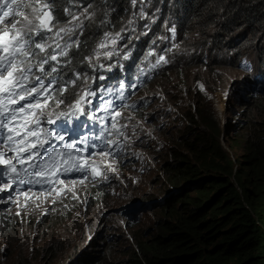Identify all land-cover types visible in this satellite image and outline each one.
I'll return each instance as SVG.
<instances>
[{
    "label": "trees",
    "instance_id": "obj_1",
    "mask_svg": "<svg viewBox=\"0 0 264 264\" xmlns=\"http://www.w3.org/2000/svg\"><path fill=\"white\" fill-rule=\"evenodd\" d=\"M39 2H34L37 7ZM89 5L95 17L93 22H86L83 37L86 47L81 55L73 58L71 66L62 69L66 73L64 80L73 78V71L88 72L89 68L81 60L83 54L91 53V44L101 31L128 26V16L140 24L137 14L140 7H136L139 5L148 7L149 16L159 17L154 23L158 26L175 23L180 16V33L192 32L198 37L183 47L196 48L203 54L207 51L211 62L207 63L208 70L221 67L217 64L221 60L240 59L254 52L264 72V0H135V3L133 0H77L71 7L78 12ZM66 6H69L68 0H56L55 11L61 20L67 19L63 16ZM101 20L107 23L102 24ZM145 33L135 31V38L142 42ZM133 62L134 58L126 68L130 69ZM95 74L92 71L91 76ZM244 84V87L236 84V94L229 95L233 96L234 108L226 105L227 113H237L236 101L246 106L254 99H257L254 108L257 106L264 113L262 97H257L264 94L263 77L257 83ZM74 92L69 87L64 94L69 96L66 101L73 99ZM202 98H191L190 103L198 105L194 115L179 119L181 141L174 144L170 157L161 167L169 173L171 186L166 195L153 203L158 215L152 230L144 231L143 238L124 251L126 259H110V242L114 238L103 237L93 239L89 243L91 249L80 251L68 264H264V137L260 124L250 122L253 133L246 137L245 155L233 171L220 138L225 133L235 140L242 139L243 131L234 132L233 125L221 129L210 102L203 104ZM142 104L135 111L137 116L147 110L145 103ZM191 109L184 111L188 113ZM201 119L205 121L203 127L188 130L194 121L198 125ZM248 140L254 143L249 145ZM93 191L90 194L96 197Z\"/></svg>",
    "mask_w": 264,
    "mask_h": 264
},
{
    "label": "rangeland",
    "instance_id": "obj_2",
    "mask_svg": "<svg viewBox=\"0 0 264 264\" xmlns=\"http://www.w3.org/2000/svg\"><path fill=\"white\" fill-rule=\"evenodd\" d=\"M197 38L191 32L186 38L180 35L181 47L154 40L152 45H144L142 48L118 49L120 54L111 60L101 58L100 62L105 65V69L113 65L112 69L116 71L121 69L125 54L137 55L142 61V66L133 72L128 70L133 76L131 79L122 78L123 88L120 86L123 93L126 89L130 92V102H140L136 112L141 109L143 102L147 108L137 116L131 104L130 110L121 113L118 127L128 125L124 131L129 135L131 145L125 142L124 151L118 153L117 158L96 157L94 162L99 165L97 171H102V175L95 180L90 175L85 179L87 183L65 184L59 189H63V192L56 198L55 204L52 203L55 194L37 198L30 193L28 199L0 201V264H68L80 251L87 250L93 239L96 240L99 234H106L107 230L118 239V243L115 241L111 244L110 258L124 259V251L143 238L144 231L152 230L158 213L151 204L166 195L165 191L171 186L161 167L174 144L181 141V138L178 139L181 128L178 123L184 117H192L198 106L190 103L191 98L203 97L202 103L210 102L214 112L213 100L208 97H219L222 100V111L217 117L219 126L225 130L226 125H233L234 132L243 131L242 139L235 140L225 133L220 138L230 146V151H227L231 158L243 154L246 137L253 133L250 122L260 124L264 137V113L257 106L254 108L257 105L256 99L249 100L246 106L237 104L235 114L227 113L226 107L234 108L233 96L229 95L236 94V84L244 87V82H258L262 78L259 74L263 72L255 53L249 52L239 62L236 58L221 60L217 63L221 67L208 70L211 62H208L207 51L203 54V51L196 48L182 47L184 39L192 43ZM143 43L144 40L138 45ZM186 51L189 55H186ZM150 52L155 55H149ZM161 54L166 56L169 63L153 69L152 65ZM103 90L106 91V88ZM100 93L103 94L101 89ZM258 96L264 99V94ZM189 109L188 113L184 111ZM133 126L135 136L132 135ZM182 126H186L185 121ZM195 128L201 127L194 121L188 130ZM119 139L124 142V138ZM116 159L118 163H115ZM109 166L112 170H109ZM104 175H107V181ZM92 187L101 189L102 193L99 192L101 194L96 197L91 195ZM0 197H7L3 195V189H0ZM147 204L148 208H145ZM131 206L139 210L134 224L132 220L137 210H132ZM119 210L133 215V218L121 214Z\"/></svg>",
    "mask_w": 264,
    "mask_h": 264
},
{
    "label": "snow or ice",
    "instance_id": "obj_3",
    "mask_svg": "<svg viewBox=\"0 0 264 264\" xmlns=\"http://www.w3.org/2000/svg\"><path fill=\"white\" fill-rule=\"evenodd\" d=\"M76 3L77 0H68L69 6L64 8L67 19L61 20L55 11L56 0H45L40 8L24 0H0V186L10 187L16 196L22 195L26 199L30 193L37 198L51 197L55 193L53 204L63 192V189L57 191L56 185L66 183L61 177L75 172L81 174L80 183L89 175L95 180L102 171H97L99 165L94 161L89 163L92 156L116 158L124 151L125 142L128 146L132 142L124 131L128 125L118 127L117 120L122 109L132 106L122 104L113 108V102L109 100L104 107L89 111L93 102L91 98L97 95L89 81L104 80L105 76L73 71V78L63 79L66 73L62 69L71 66L73 58L83 53L86 45L81 37L85 36L86 22H93L95 17V12L89 11L91 5L74 12L71 5ZM140 15L143 16V12ZM101 23L107 21L101 20ZM132 23L128 21V24ZM172 33L174 36V29ZM122 38L120 32L105 31L91 53L83 54L81 63L93 72L98 68L105 69L101 58L111 60L118 56L117 44ZM130 55L125 54L123 59H129ZM167 63L169 60L161 54L152 68ZM112 68L113 65H108L105 70L111 71ZM77 82H80L79 86ZM69 87L78 90L73 93L71 101H66L63 97ZM107 91L111 92V89ZM119 99H124L122 93ZM49 101L53 103L49 104ZM109 111L110 117L97 114ZM81 116L98 123L107 136L115 138L99 146L92 145L98 151L84 155V150L90 147L88 138L57 147L52 141L64 142L66 134L42 127L44 123L55 124L60 119ZM106 120H110V124ZM132 135H136L135 126ZM119 137H123L124 142ZM96 138L103 140L101 135ZM77 143H82L84 148L76 147ZM109 170H112L110 166ZM107 179L104 175V180ZM67 183L74 185L77 181ZM11 198L0 197V201Z\"/></svg>",
    "mask_w": 264,
    "mask_h": 264
},
{
    "label": "bare ground",
    "instance_id": "obj_4",
    "mask_svg": "<svg viewBox=\"0 0 264 264\" xmlns=\"http://www.w3.org/2000/svg\"><path fill=\"white\" fill-rule=\"evenodd\" d=\"M27 1V0H26ZM25 0H24V2H26ZM39 0H28L27 2L28 3H36V2H38ZM193 1H195V0H193ZM41 2H42V0H40V2H39V5H38V8H40V7H42V5L43 4H41ZM41 4V5H40ZM136 7H140V9L138 10V12H137V14L139 15V17H140V24H138L137 22H134V20L132 19V17L131 16H128V18L126 19V23H128V21H133V23L132 24H128V26H126V27H124L123 29H125L124 31H121V29L122 28H118V29H114V30H109V29H105V30H103V31H101L100 33H99V35L97 36V38L94 40V42L91 44V49H90V51H92V49L95 47V43L99 40V38H101V36H102V34L105 32V31H111V32H113V33H116V32H120V34H121V36L123 37L120 41H118V44H117V48L118 49H130V48H133V47H138V46H141V45H138L139 43H140V41L138 40V39H136L135 37V31H145V32H147V33H149L148 35H145L144 37H143V40H144V43H143V46L144 45H152L153 44V42L152 41H154V40H162V41H165V42H168V43H170V44H172V45H175V46H177V47H181V45L179 44V37H180V35H183V36H185V38L187 37V35H184L183 33H180V30L178 29L179 28V20H180V16H179V18L175 21V23H173V22H171L169 25H166L165 27H163V26H158V25H156V24H154V23H156V21L159 19V17L157 16V15H155L154 17L153 16H149L148 14H147V12H146V9L148 8L147 6H144V7H142V6H136ZM28 11V10H27ZM141 12H143V16H141L140 15V13ZM152 15L153 14H155V12H152L151 13ZM63 16H65V14H63ZM146 20H148V23H147V21ZM175 30V35L173 36V33H172V30ZM132 33H133V35H132ZM90 34V33H89ZM186 34H188V33H186ZM193 35H195V36H197L195 33H193ZM86 36V35H85ZM158 38H160V39H158ZM81 40H82V42H83V37H81ZM132 41H134V44H132ZM187 42V39H184L183 40V45L185 44ZM183 47V46H182ZM160 49V48H159ZM190 49V48H189ZM72 51H75V49H73ZM142 53V52H141ZM177 56H180V54L178 53V55ZM231 56V55H230ZM216 59V58H215ZM208 62H210V59L208 58ZM130 62H128V61H126V60H124L122 63H121V66H123V67H126V65L127 64H129ZM132 66V65H131ZM89 76H91V74H92V69H88V72H86ZM260 75V74H259ZM259 80V79H258ZM257 83V82H256ZM78 84V86H79V84H80V82H78L77 83ZM148 84V83H147ZM147 86V85H146ZM104 87L106 88V93L108 94L105 98H103V99H101L100 101H98L97 103H96V106H95V108L93 109V110H96V109H99V108H101V107H104L105 106V102L106 101H112L113 102V105H112V107L113 108H115V107H117V106H120V105H122V104H124V99L123 100H120L119 99V96L121 95V92H119V84H118V81L115 79V78H108L107 80H106V82L104 83ZM145 87V86H144ZM143 87V88H144ZM72 88V87H71ZM72 89H74V91H76V90H78V88H72ZM108 89H111V92H109V91H107ZM142 89V88H141ZM264 97V96H263ZM211 101L213 100V108H214V114H215V120L217 121V117H219V115H220V112L222 111V105H221V103H222V100L219 98V97H216V96H211V97H208ZM260 98V97H259ZM258 98V99H259ZM64 99L66 100V99H69V96L68 95H66V96H64ZM263 99V98H262ZM72 99H70L69 101H71ZM264 100V99H263ZM256 101H257V99H256ZM259 101H260V99H259ZM53 102L52 101H49V104H52ZM235 104H238V101H236V103ZM62 109H63V106H62ZM123 110H127L128 111V108H124V109H122V111ZM130 110V109H129ZM97 114L98 115H100V116H105V117H110V114H111V112L109 111V112H97ZM128 115V114H127ZM122 119V116H120V117H118L117 118V120H118V122L120 121ZM74 120H87L86 119V117H84V116H81V117H79V118H71V119H68V120H64V119H60V120H58V121H64V122H66V123H69V122H73ZM202 120V121H201ZM200 121H199V127H203L204 126V124H205V121H203V119H201ZM207 120V119H206ZM208 120H209V118H208ZM88 121V120H87ZM89 123H90V127L92 128V131H93V137L87 142L88 143V145H90V147L92 146V145H96V146H99V145H101L102 143H106V141L108 140V139H112V137L113 136H107L104 132H103V130H102V128L100 127V125L98 124V123H95V122H93V121H88ZM209 122H210V120H209ZM208 122V123H209ZM106 123H108V124H110V120H106ZM209 125V124H208ZM208 125L206 126V127H208ZM114 132H115V130H113ZM98 135H101V136H103V140H101V139H97L96 137L98 136ZM129 136V135H128ZM205 137V136H204ZM79 138H80V135H79V133H78V130L77 129H72V131L70 132V134L67 136V139H66V141H64L63 143H62V145L60 146V147H63L64 146V144H66V143H68V142H73V141H77V140H79ZM123 138V137H122ZM211 140H213L212 139V137H211ZM207 141V140H206ZM203 142V141H202ZM184 143V142H183ZM223 143V144H222ZM249 145H251V144H253L254 142H251V141H249L248 140V142H247ZM195 144V143H194ZM221 145H222V148L223 149H225L226 150V152H227V158L229 159V161L231 162V164H232V170L233 171H236V169H237V164L238 163H240L242 160H243V156L245 155V148H244V152H243V154L241 155V156H239V157H237V158H234L233 156H232V158H233V160H232V158L230 157V155H229V153H228V151H230V146H228V145H226V142L225 141H223V140H221ZM76 147H79V148H81L82 149V147H81V143H77L76 145H75ZM245 147V146H244ZM92 148H94V147H92ZM95 149H98V148H95ZM228 150V151H227ZM201 151V150H200ZM201 154V153H200ZM84 155H86V152L84 151ZM120 155V154H119ZM170 155H171V153H170ZM170 155H169V157H170ZM177 156V155H176ZM118 157V156H117ZM116 157V158H117ZM168 157V158H169ZM174 158V157H173ZM118 160L116 159V161H115V163H118L117 162ZM165 161H167V160H165ZM170 168V167H169ZM164 174L165 175H168L169 173H165L164 172ZM90 176V175H89ZM169 178V177H168ZM62 179H64L65 181H66V183L65 184H70L71 185V183H67V181H71V180H76L77 182H79L80 180H81V176H79L78 175V173H72L71 175H69V176H65V177H62ZM168 181V180H167ZM83 182H85V183H87L85 180L83 181ZM65 184H57L56 185V187H57V191H59V189L62 187V186H64ZM82 184V183H81ZM0 189H2V186H0ZM93 189H94V193H95V195L97 196V194L99 193V192H101L100 191V189H98V188H94V187H92V189H90V191H93ZM102 193V192H101ZM100 193V194H101ZM55 193H53V195H54ZM100 194H98V195H100ZM3 195H5V196H11L12 198L11 199H15V198H21V199H25V197L24 196H16L15 195V193H13L12 191H11V188H8V189H6V190H4L3 191ZM104 195V194H103ZM106 198V197H105ZM16 204V203H15ZM14 204V205H15ZM21 205H23V204H21ZM148 205L149 204H147L146 205V207L145 208H148ZM151 205H153L154 206V204L152 203ZM49 206V205H48ZM155 207V206H154ZM130 208H132V210H134V211H136L135 212V214H134V219L132 220V224H134V222H135V217L139 214V210L138 209H133V206H131ZM11 211V210H10ZM119 211H121V210H119ZM116 212H118V211H116ZM123 214H125L126 216H130V217H132L133 218V215H131V214H127V213H123ZM37 217V216H36ZM10 218V217H9ZM13 218V217H12ZM39 218V217H38ZM3 224H6L5 222L3 223ZM177 224V223H176ZM0 228H1V223H0ZM1 235V234H0ZM104 237V239L106 238V237H112V238H114V240L113 241H111L110 243L111 244H113V242H115V241H117V243H118V239L114 236V234H112V233H110V231L109 230H107V233L105 234V233H102V234H99L98 236H97V238L98 239H101V238H103ZM99 244V243H98ZM111 244H110V247H111ZM89 249H91V247L90 248H88V250ZM111 250H112V248H111ZM111 254V253H110ZM109 254V255H110ZM76 257V256H75ZM133 257V256H132ZM109 258H110V256H109ZM111 259V258H110ZM124 259H126V257H125V254H124ZM113 260V259H112ZM118 260H120V259H118ZM123 260V259H122ZM135 260V259H134ZM133 262V261H132ZM69 263V262H68ZM127 264H128V262H127Z\"/></svg>",
    "mask_w": 264,
    "mask_h": 264
},
{
    "label": "clouds",
    "instance_id": "obj_5",
    "mask_svg": "<svg viewBox=\"0 0 264 264\" xmlns=\"http://www.w3.org/2000/svg\"><path fill=\"white\" fill-rule=\"evenodd\" d=\"M201 57L204 58V56H202V55H201ZM243 57H244V56H243ZM243 57H241V58H243ZM241 58H240V59H241ZM240 59H238V61H239ZM131 61H132V60H130L129 62H131ZM238 61H237V62H238ZM205 62H206V61H205ZM128 70H131V67H130V69H127V68L125 67V71L128 72ZM96 74H97V70H96ZM96 74H95V75H96ZM93 76H94V75H93ZM115 76H119L117 72H116ZM133 111L135 112L136 109H133ZM220 128L223 129V126H220ZM112 138H113V137H112ZM105 158L109 159V157H105ZM74 257H75V256H74ZM73 259H74V258H73Z\"/></svg>",
    "mask_w": 264,
    "mask_h": 264
}]
</instances>
